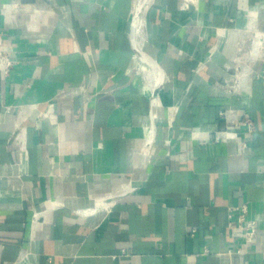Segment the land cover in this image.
<instances>
[{"label":"crops","instance_id":"1","mask_svg":"<svg viewBox=\"0 0 264 264\" xmlns=\"http://www.w3.org/2000/svg\"><path fill=\"white\" fill-rule=\"evenodd\" d=\"M136 1L0 0V264H264V0Z\"/></svg>","mask_w":264,"mask_h":264},{"label":"built area","instance_id":"2","mask_svg":"<svg viewBox=\"0 0 264 264\" xmlns=\"http://www.w3.org/2000/svg\"><path fill=\"white\" fill-rule=\"evenodd\" d=\"M185 7L188 4H184ZM257 35L254 38L253 46L250 51L252 60L259 59V50L264 46V32L256 31ZM138 34V36H137ZM142 36V38L140 37ZM132 39L138 52L143 50V33H135L133 27ZM10 46L6 43L4 33L0 31V68L5 74H9L14 66V61L10 57ZM234 72L233 80L226 82L221 86L230 93H236L241 88L242 72L240 66L234 65L231 67ZM16 112L18 110L16 109ZM221 118L226 123V129L218 132V139H222L231 145V153L235 155L243 154L249 147L244 136H249L256 130L255 122L245 117L238 121L232 110H223L220 112ZM101 202V201H100ZM228 217L230 220H236V229L240 232L239 238L243 243L250 244L257 238V223L249 219V206L247 203L240 204L234 208H229ZM230 227L234 225L230 223ZM238 250L237 253H241ZM232 253L229 252V255Z\"/></svg>","mask_w":264,"mask_h":264},{"label":"bare ground","instance_id":"3","mask_svg":"<svg viewBox=\"0 0 264 264\" xmlns=\"http://www.w3.org/2000/svg\"><path fill=\"white\" fill-rule=\"evenodd\" d=\"M147 0H137L136 3H137V8H136V12H135V19L136 21L138 22V24H142V22H144L142 19H143V15H144V2H146ZM142 20V21H141ZM137 24V23H136ZM135 25V23H134ZM143 25V24H142ZM142 25L140 26L142 28ZM135 27V26H134ZM136 27H138L136 25ZM139 27V28H140ZM139 31V30H138ZM141 31V30H140ZM139 31V32H140Z\"/></svg>","mask_w":264,"mask_h":264}]
</instances>
